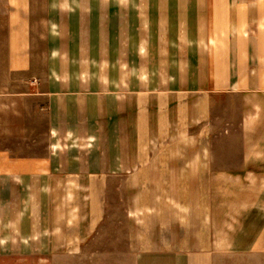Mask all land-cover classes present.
<instances>
[{
	"label": "crops",
	"instance_id": "1",
	"mask_svg": "<svg viewBox=\"0 0 264 264\" xmlns=\"http://www.w3.org/2000/svg\"><path fill=\"white\" fill-rule=\"evenodd\" d=\"M7 3L0 255L264 264V0H43L41 53Z\"/></svg>",
	"mask_w": 264,
	"mask_h": 264
},
{
	"label": "rangeland",
	"instance_id": "2",
	"mask_svg": "<svg viewBox=\"0 0 264 264\" xmlns=\"http://www.w3.org/2000/svg\"><path fill=\"white\" fill-rule=\"evenodd\" d=\"M8 0H0V80L5 77V60L7 50V35L9 30ZM38 7L30 10L31 27L33 31L35 50L41 53L46 43L45 12L41 6L43 0H33ZM116 215V212H115ZM117 216L110 218L109 225L101 227L99 233L86 247L75 253L41 254L37 251L25 255H0V264H131L128 250L124 246V232L117 226ZM222 264H263L261 256L247 258L245 255L221 256Z\"/></svg>",
	"mask_w": 264,
	"mask_h": 264
}]
</instances>
